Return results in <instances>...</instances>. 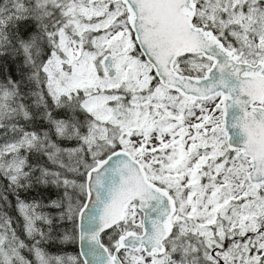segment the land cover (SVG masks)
I'll use <instances>...</instances> for the list:
<instances>
[{
    "label": "snow or ice",
    "instance_id": "obj_1",
    "mask_svg": "<svg viewBox=\"0 0 264 264\" xmlns=\"http://www.w3.org/2000/svg\"><path fill=\"white\" fill-rule=\"evenodd\" d=\"M0 264H264V0H0Z\"/></svg>",
    "mask_w": 264,
    "mask_h": 264
}]
</instances>
